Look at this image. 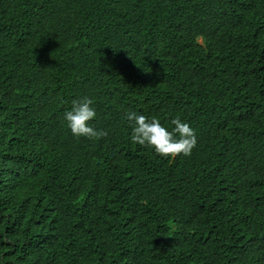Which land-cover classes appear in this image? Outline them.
Wrapping results in <instances>:
<instances>
[{
    "label": "trees",
    "instance_id": "trees-1",
    "mask_svg": "<svg viewBox=\"0 0 264 264\" xmlns=\"http://www.w3.org/2000/svg\"><path fill=\"white\" fill-rule=\"evenodd\" d=\"M0 264H264V0H0Z\"/></svg>",
    "mask_w": 264,
    "mask_h": 264
},
{
    "label": "clouds",
    "instance_id": "clouds-1",
    "mask_svg": "<svg viewBox=\"0 0 264 264\" xmlns=\"http://www.w3.org/2000/svg\"><path fill=\"white\" fill-rule=\"evenodd\" d=\"M72 105L71 110L64 113V119L74 136L99 139L108 135L106 131L96 130L90 126V121L97 115L91 98L85 96L74 99ZM127 119L134 121L132 143L154 149L155 153L163 158L175 159L181 155L188 157L197 146L195 131L179 117L171 121L174 125L172 131L166 129L162 125L163 122L156 117L149 119L144 115L130 112Z\"/></svg>",
    "mask_w": 264,
    "mask_h": 264
}]
</instances>
